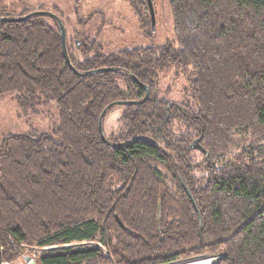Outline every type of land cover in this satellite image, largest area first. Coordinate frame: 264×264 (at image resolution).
Returning a JSON list of instances; mask_svg holds the SVG:
<instances>
[{"label": "trees", "instance_id": "trees-1", "mask_svg": "<svg viewBox=\"0 0 264 264\" xmlns=\"http://www.w3.org/2000/svg\"><path fill=\"white\" fill-rule=\"evenodd\" d=\"M167 1L171 43L76 35L79 60L65 34L69 63L54 18L0 9V94L58 110L51 133L1 138L2 261L33 247L38 264H264V0ZM186 68L185 98H166L161 73ZM115 105L122 130L101 138Z\"/></svg>", "mask_w": 264, "mask_h": 264}, {"label": "rangeland", "instance_id": "rangeland-1", "mask_svg": "<svg viewBox=\"0 0 264 264\" xmlns=\"http://www.w3.org/2000/svg\"><path fill=\"white\" fill-rule=\"evenodd\" d=\"M150 1L152 11L148 5L146 9L137 0H0V9L3 8L12 15L37 9L55 13L64 25L70 52L81 60L77 39L82 36L96 39L106 51L171 43L174 35L168 1ZM46 21L52 23L50 19ZM189 71V68L182 71L178 69L177 72L171 69L161 73L159 87L161 91L169 89L163 92L166 98L176 102L185 98ZM17 93L10 91L0 94V141L5 134L51 133L58 122L56 103L49 100L35 110H22L14 100ZM122 108L121 105H115L105 114L102 126L105 137L116 138L120 134ZM195 156L198 160L199 152H195ZM159 169L165 172L160 167ZM22 254H28L37 260L40 249L22 247L16 257L2 262L12 264L17 261L18 264H24ZM204 258L207 257H190L172 264H184Z\"/></svg>", "mask_w": 264, "mask_h": 264}, {"label": "water", "instance_id": "water-1", "mask_svg": "<svg viewBox=\"0 0 264 264\" xmlns=\"http://www.w3.org/2000/svg\"><path fill=\"white\" fill-rule=\"evenodd\" d=\"M146 1H147L146 3L148 5L150 11H152L153 8H152L151 1L150 0H146ZM33 15H47L49 17L54 18L57 21V23L59 25V30H60V39H61L62 50H63V53H64L65 60L67 61V63H69L67 52H66V49H65V28H64V25H63L61 19L55 13H53L51 11H48V10H35V11L29 12V13H27L25 15H22V16L2 17L1 20L2 21H22V20L27 19L30 16H33ZM69 66L71 67V69H73V67L70 64H69ZM147 96H148V91L146 90V94H145V97H144L143 100H145L147 98ZM119 104H122V103L119 102ZM105 113H106V109H104L103 112L101 113L100 118H99V123H98V129H99V134H100L101 138H104V132H103V127H102V117H103V115H105ZM198 142L199 141L197 139L195 141L194 147H196L197 149L202 151L203 149L199 145ZM190 198H191V201L194 203L192 197H190ZM22 260H23L24 264H38V262L32 256H30L28 254L22 255ZM213 263H214V260H212V258H210V257H207V258H204V259L191 261V262H187V263H184V264H213ZM0 264H3L2 257H1V247H0Z\"/></svg>", "mask_w": 264, "mask_h": 264}, {"label": "flooded vegetation", "instance_id": "flooded-vegetation-1", "mask_svg": "<svg viewBox=\"0 0 264 264\" xmlns=\"http://www.w3.org/2000/svg\"><path fill=\"white\" fill-rule=\"evenodd\" d=\"M23 255V254H22ZM36 260V259H35ZM37 261V260H36ZM19 263H22V262H19ZM13 264H18V262L17 261H15V262H13Z\"/></svg>", "mask_w": 264, "mask_h": 264}, {"label": "built area", "instance_id": "built-area-1", "mask_svg": "<svg viewBox=\"0 0 264 264\" xmlns=\"http://www.w3.org/2000/svg\"><path fill=\"white\" fill-rule=\"evenodd\" d=\"M214 260V259H213ZM13 264V263H12Z\"/></svg>", "mask_w": 264, "mask_h": 264}]
</instances>
